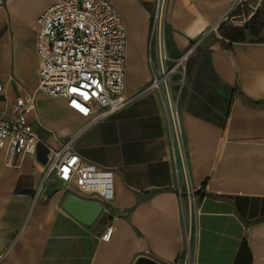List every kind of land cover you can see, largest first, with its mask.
Segmentation results:
<instances>
[{"label": "crops", "instance_id": "1", "mask_svg": "<svg viewBox=\"0 0 264 264\" xmlns=\"http://www.w3.org/2000/svg\"><path fill=\"white\" fill-rule=\"evenodd\" d=\"M54 1L0 0V109L35 93L33 129L55 148L73 138L83 159L112 169L114 197L106 202L53 175L35 196L44 146L10 164L0 147V264H135L140 257L159 264H264V41L209 38L236 0L165 6L168 53L177 58L197 50L179 114L199 212L186 196L167 99L142 92L153 76L156 0H113L127 32L125 94L134 98L94 122L96 113L84 117L66 99L36 91L37 19ZM70 195L103 205L94 224L63 208Z\"/></svg>", "mask_w": 264, "mask_h": 264}, {"label": "built area", "instance_id": "2", "mask_svg": "<svg viewBox=\"0 0 264 264\" xmlns=\"http://www.w3.org/2000/svg\"><path fill=\"white\" fill-rule=\"evenodd\" d=\"M166 2L156 0L151 14L149 62L153 76L142 92H160L164 84L169 85L173 76L185 68V61L193 50L192 46L177 58L168 53ZM37 22L39 80L36 91L66 99L67 105L84 117L96 113L92 122L110 115L134 98L125 94L127 32L113 0H55L41 12ZM152 48L156 50V58ZM4 90L0 82V93ZM166 94L174 149L181 162L186 196L190 207L193 204L199 212L200 188L189 183L180 114L174 110L170 92L166 91ZM34 108L35 93H31L28 100L18 99L0 109V147L6 150V162L10 164L19 154L35 153L42 145L46 160L35 196L53 175L65 186H74L86 194H97L106 202L112 201L114 171L83 159L73 146V138L59 148L46 144L28 121V114ZM179 193L182 190L179 189ZM111 232L112 227H109L105 239H109Z\"/></svg>", "mask_w": 264, "mask_h": 264}, {"label": "rangeland", "instance_id": "3", "mask_svg": "<svg viewBox=\"0 0 264 264\" xmlns=\"http://www.w3.org/2000/svg\"><path fill=\"white\" fill-rule=\"evenodd\" d=\"M240 31L243 32L245 40L264 41V0H236L221 17L215 28L211 30L209 38L213 39L216 35L226 38L229 32L238 33ZM196 51L195 48L189 54L185 61V68H181V72L175 74L169 81V85L164 84L163 89L160 91L165 95L166 99V91L170 92L174 110L178 112L189 87L187 84L188 62Z\"/></svg>", "mask_w": 264, "mask_h": 264}, {"label": "water", "instance_id": "4", "mask_svg": "<svg viewBox=\"0 0 264 264\" xmlns=\"http://www.w3.org/2000/svg\"><path fill=\"white\" fill-rule=\"evenodd\" d=\"M63 208L86 226L94 224L103 212V205L99 201L83 199L75 195H70L66 198ZM135 264L159 263L147 257H140Z\"/></svg>", "mask_w": 264, "mask_h": 264}, {"label": "trees", "instance_id": "5", "mask_svg": "<svg viewBox=\"0 0 264 264\" xmlns=\"http://www.w3.org/2000/svg\"><path fill=\"white\" fill-rule=\"evenodd\" d=\"M226 38L229 39L230 41H243V40H245V37H244L242 31H240L238 33L229 32L226 35Z\"/></svg>", "mask_w": 264, "mask_h": 264}, {"label": "bare ground", "instance_id": "6", "mask_svg": "<svg viewBox=\"0 0 264 264\" xmlns=\"http://www.w3.org/2000/svg\"><path fill=\"white\" fill-rule=\"evenodd\" d=\"M186 55V54H185ZM174 113H176L175 111H174Z\"/></svg>", "mask_w": 264, "mask_h": 264}]
</instances>
